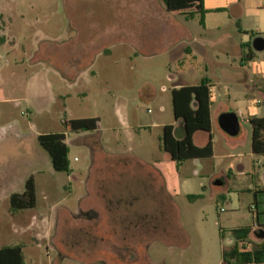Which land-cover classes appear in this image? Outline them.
<instances>
[{"label":"rangeland","instance_id":"obj_1","mask_svg":"<svg viewBox=\"0 0 264 264\" xmlns=\"http://www.w3.org/2000/svg\"><path fill=\"white\" fill-rule=\"evenodd\" d=\"M256 26L214 12L206 28L163 0H0V246L24 245L26 264H223L239 243L233 226L254 223V179L264 180L252 127L240 118L241 132L226 134L214 102V155L180 168L161 137L177 126L173 89L204 76L233 89L254 83L246 94L264 115V79L241 60L243 40L255 51ZM89 117L100 128L68 132L70 170H55L37 135ZM207 139L200 131L194 141ZM30 176L37 205L13 213L10 197Z\"/></svg>","mask_w":264,"mask_h":264},{"label":"trees","instance_id":"obj_2","mask_svg":"<svg viewBox=\"0 0 264 264\" xmlns=\"http://www.w3.org/2000/svg\"><path fill=\"white\" fill-rule=\"evenodd\" d=\"M167 12L176 16L183 14L188 19H193L196 14L201 15L204 25L205 0H163ZM248 58V56H246ZM211 80L204 77L199 84L187 85L173 89V110L176 120H181L184 126L182 137L176 136L175 126L167 124L163 128L161 137L162 147L170 158L180 166L187 160L212 157L214 155L213 136H210L205 146H198L194 142V135L198 131L211 132ZM64 132L45 133L38 135V142L49 153L53 167L57 171H69L70 148L67 143L68 132H88L100 128L99 117L65 119ZM252 126L253 151L264 154V117L250 118ZM202 194L188 195L190 200L202 198ZM13 213L34 208L37 205L36 182L30 176L22 193H14L10 197ZM252 227L234 229L237 241L251 240ZM254 244V242H253ZM264 263V244H255L252 251L239 247L238 243L231 249L223 252V264H262ZM0 264H26L24 245H3L0 247Z\"/></svg>","mask_w":264,"mask_h":264},{"label":"crops","instance_id":"obj_3","mask_svg":"<svg viewBox=\"0 0 264 264\" xmlns=\"http://www.w3.org/2000/svg\"><path fill=\"white\" fill-rule=\"evenodd\" d=\"M205 8L207 10V13L205 15V22H204V25L201 23V15H200V24L206 28L208 25L209 16L211 14H214V12H228L230 18L234 19L238 23L243 22V21L248 20V19H251V18L254 19V23L257 26H256V28H254L253 34H251L250 41L252 42V45H253V40L255 37H257L259 35L264 37V27L261 26V24H264V0H245V1L244 0H230L226 3V6H222V5L208 6V0H205ZM186 19L191 20V19H188L187 17H186ZM179 28H181V27H179ZM183 31H186V29L183 28ZM240 31L242 33H245V35L249 34L248 29H243V28L241 29L240 28ZM175 33L179 34V31L178 30L175 31L173 33V35ZM248 49H249V51H248ZM241 50H242V54H241L242 59L241 60L243 61L244 65H245V71L246 70L253 71L254 75H256L257 76L256 78L258 79V81H256V83L260 82L259 79H264V60L262 62H260L259 64H257L254 61V59L256 58V52H258V51L255 50L256 51L255 52L252 49H250L247 46V43L245 42V40H243V42L241 44ZM186 51L191 53V54H195V49H193L191 46H187ZM83 52L81 53V56H83L84 54L85 55L88 54V53H83ZM260 53H262V52H260ZM194 56H196V55H194ZM246 56H248V58ZM83 71H84V69L81 70V72H83ZM85 73H86V71H85ZM204 77H209V76H204ZM232 78H234L238 81H241V82H243L246 79V78L244 79L243 77L236 75V74L232 75ZM210 80H211L210 90H212V96H211L212 105L214 104V102H217L219 100L218 108H217L218 112H219V117L224 112L234 111L233 109H231L229 107V104H227L225 101L226 99L230 100L231 98H233L235 100H240V99L246 100V105H247L246 109L243 110L240 108L237 111H235L236 113H238L239 117L244 120V122L246 124H250V121H248V120H250V118H252L254 116L264 117V115L260 114L262 106L254 105L258 97H255V96L249 97L248 94H246V89L248 87H254V83H252L251 85H249L247 83L235 84V87L233 89L230 86L223 87L222 85H218V84L214 83L212 78H210ZM182 86H187V85L181 84L177 88H180ZM212 105H211V118H212ZM175 121L177 123V126L175 124H173L175 126V130H176V127H178L181 134H184V126H183L182 121L176 120V119H175ZM212 127H213V121H212ZM241 128H242V125H241ZM198 132H200V131H198ZM198 132L195 133L194 138ZM204 132H206V131H204ZM252 133H253V131H252ZM207 134H208L207 142L205 144H202V145L197 144L198 146H205L208 143L210 136L211 135L213 136L212 130H211V132H207ZM226 134H228V133H226ZM213 142H214V150H215L214 136H213ZM253 153H254V156L257 155L254 151H253ZM167 155L170 158L168 153H167ZM196 161H199V159H196ZM182 165H183V163L180 166H178L176 163L177 168H180ZM231 169H232V167L230 168V171H231ZM230 171H229V173H230ZM225 180H226L225 178L221 179V181L223 182L222 184L225 183ZM191 194L196 195V193H188L187 197H188V195H191ZM198 194H202L204 197L203 193H198ZM202 198H200V199H202ZM200 199H197V200H200ZM197 200H193V201L190 200V201L196 202ZM252 208L254 210V213H253L254 223H253V225L245 224V225L233 226L232 229L234 230L236 228L250 226L253 229L250 238L254 239V245L255 244H264V237L262 236V233H263L262 230L264 231V180H262V179H259L258 181H255V179H254V205L252 206ZM230 241L233 242V239H230ZM262 264H264V263H262Z\"/></svg>","mask_w":264,"mask_h":264},{"label":"water","instance_id":"obj_4","mask_svg":"<svg viewBox=\"0 0 264 264\" xmlns=\"http://www.w3.org/2000/svg\"><path fill=\"white\" fill-rule=\"evenodd\" d=\"M253 47L258 52L264 51V37L259 35L253 40ZM219 123L221 128L231 136H237L241 131V121L238 113L235 111H227L220 115ZM218 184L223 182L219 180ZM262 236L264 237V231L262 230Z\"/></svg>","mask_w":264,"mask_h":264},{"label":"built area","instance_id":"obj_5","mask_svg":"<svg viewBox=\"0 0 264 264\" xmlns=\"http://www.w3.org/2000/svg\"><path fill=\"white\" fill-rule=\"evenodd\" d=\"M211 91V96H212V90ZM260 100H256L255 104L256 106H259L260 104ZM250 121V120H248ZM238 245L240 246L241 249L243 250H246V251H252L253 247H254V244L251 240H242V241H239Z\"/></svg>","mask_w":264,"mask_h":264}]
</instances>
